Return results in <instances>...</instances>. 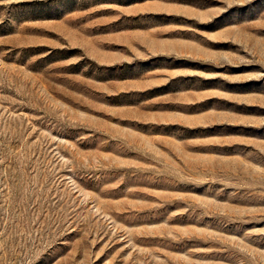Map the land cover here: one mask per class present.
Wrapping results in <instances>:
<instances>
[{
  "label": "rangeland",
  "instance_id": "374dc122",
  "mask_svg": "<svg viewBox=\"0 0 264 264\" xmlns=\"http://www.w3.org/2000/svg\"><path fill=\"white\" fill-rule=\"evenodd\" d=\"M0 264H264V0H0Z\"/></svg>",
  "mask_w": 264,
  "mask_h": 264
}]
</instances>
